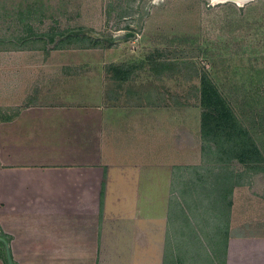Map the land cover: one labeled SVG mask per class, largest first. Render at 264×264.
I'll use <instances>...</instances> for the list:
<instances>
[{"label": "crops", "instance_id": "1", "mask_svg": "<svg viewBox=\"0 0 264 264\" xmlns=\"http://www.w3.org/2000/svg\"><path fill=\"white\" fill-rule=\"evenodd\" d=\"M44 2L65 0H0V241L13 263L264 264V171L202 172L200 103L125 97L89 57L105 48L74 44L81 32ZM191 168L196 186H178Z\"/></svg>", "mask_w": 264, "mask_h": 264}, {"label": "rangeland", "instance_id": "2", "mask_svg": "<svg viewBox=\"0 0 264 264\" xmlns=\"http://www.w3.org/2000/svg\"><path fill=\"white\" fill-rule=\"evenodd\" d=\"M42 6L58 10L68 27L81 32L74 44L105 48L91 59L103 58L108 66L150 56L144 59L147 68L137 69L130 80L110 81L118 90L121 85L125 97L165 92L173 105L198 106L200 77L207 73L264 152V0H65ZM162 62L164 77H148L151 66ZM214 155L204 152L209 163L202 172L226 169ZM236 168L245 170L236 160L227 169ZM188 171L191 175L176 179L178 186H196L195 169Z\"/></svg>", "mask_w": 264, "mask_h": 264}, {"label": "trees", "instance_id": "3", "mask_svg": "<svg viewBox=\"0 0 264 264\" xmlns=\"http://www.w3.org/2000/svg\"><path fill=\"white\" fill-rule=\"evenodd\" d=\"M95 43L97 44V42ZM146 58H150V56L147 55L130 65L126 62H111L107 66L109 79L112 81L126 80L132 73L137 74V69L147 68L144 65V59ZM151 67L150 70H147L152 71L154 69L155 72L147 71V76L158 77L157 79L164 77L163 70L166 67L164 62ZM199 100L202 107L201 128L205 141L204 152L211 150L215 154V159L219 162L229 163L236 160L251 164L253 169L264 171V152L255 135L249 127L242 123L232 104L205 72L200 77ZM211 170H214V168L211 167L209 171ZM220 183L219 187L223 189L224 186L222 187ZM6 239L10 241L9 236H6ZM0 243L5 245L4 241H0ZM4 258L6 263L9 264L6 254Z\"/></svg>", "mask_w": 264, "mask_h": 264}, {"label": "water", "instance_id": "4", "mask_svg": "<svg viewBox=\"0 0 264 264\" xmlns=\"http://www.w3.org/2000/svg\"><path fill=\"white\" fill-rule=\"evenodd\" d=\"M0 238H2V237H0ZM5 243H6V246H7V257H8L9 264H14L12 256H11V252H10L9 243H8L7 240H5Z\"/></svg>", "mask_w": 264, "mask_h": 264}, {"label": "bare ground", "instance_id": "5", "mask_svg": "<svg viewBox=\"0 0 264 264\" xmlns=\"http://www.w3.org/2000/svg\"><path fill=\"white\" fill-rule=\"evenodd\" d=\"M218 1H225V0H218ZM239 1H241V2H242V0H239Z\"/></svg>", "mask_w": 264, "mask_h": 264}, {"label": "built area", "instance_id": "6", "mask_svg": "<svg viewBox=\"0 0 264 264\" xmlns=\"http://www.w3.org/2000/svg\"><path fill=\"white\" fill-rule=\"evenodd\" d=\"M0 232H1V229H0Z\"/></svg>", "mask_w": 264, "mask_h": 264}]
</instances>
